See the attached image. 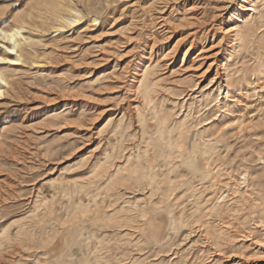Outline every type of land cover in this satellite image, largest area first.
Instances as JSON below:
<instances>
[{"label":"rangeland","instance_id":"374dc122","mask_svg":"<svg viewBox=\"0 0 264 264\" xmlns=\"http://www.w3.org/2000/svg\"><path fill=\"white\" fill-rule=\"evenodd\" d=\"M148 1L0 0V26H23L32 55L15 71L24 96L0 99V264H264V16L254 17L250 43L232 37L234 49L221 58L233 79L227 87L224 80L220 89L211 86L209 79L193 86L189 72L170 73L159 64L154 117L132 80L150 31L159 35L158 25L140 9ZM185 1L199 2L193 10L199 19L178 28L173 38L194 30L218 40L236 0ZM174 10L170 17L176 22L181 10ZM72 15L78 16L72 24L60 18ZM84 26L85 34L77 36ZM102 55L107 59L97 61ZM207 93L217 97L214 110L209 123L195 129H211L215 142L220 128L232 126L209 164L197 155L198 168L210 169L207 178L195 179L186 164L174 176L159 165L166 132L159 136L156 126L164 113L173 123L186 113L190 120L204 117L207 106L199 101ZM134 107L146 115L152 166L142 158L134 164L136 179H128L115 167L124 165L130 149L137 153L147 146ZM119 110L131 114L132 123L114 135L106 122ZM228 110L243 120L223 117ZM53 111L62 116L48 118ZM236 123L243 130L233 128ZM119 144L123 156L114 159Z\"/></svg>","mask_w":264,"mask_h":264},{"label":"bare ground","instance_id":"6f19581e","mask_svg":"<svg viewBox=\"0 0 264 264\" xmlns=\"http://www.w3.org/2000/svg\"><path fill=\"white\" fill-rule=\"evenodd\" d=\"M186 2L187 1L185 0L184 1L183 0H151L145 3L144 6H142V8H140L142 10V13H144L146 16L149 15L151 17L150 18L151 25L155 24V25H158L157 28H160V30L158 29L159 35H156L154 34L153 31H150L151 33L148 35L151 37L150 42L146 43L148 50L144 48L143 57L139 60V65H136V67L138 66V69H134V71L132 72L133 74L132 80H136L135 81L136 84H138V87L141 89L140 90L141 91L140 94L142 95L141 101L145 102L149 106V109H145V110H149V114H151L154 117L155 115H157L156 114L157 108H156L155 102L153 101L154 99L152 97V91H155V86L158 85V82L154 80L156 79L155 73L157 71V66L159 64H161L165 68H168V71L170 70V73H172L173 71H176V72L178 71L182 73L189 72L188 74L189 80L192 82L193 86H196L197 84H201L205 80L209 79L208 84H210L211 86L216 84L217 87L220 89L223 86L221 84L222 80H224L225 87H227L228 84L232 83L233 79H231L230 76L224 73V68L221 65V60H222L221 58L228 56L230 53V52L228 53V51L230 49H234L235 45L233 46V44L230 43L232 41L231 40L232 37H236L238 39V44H244V43L249 42L251 38L253 37L255 30H256L257 23L254 22L255 21L254 17H257L258 18L257 20H260L264 16V9L259 8V6L263 3V0H236L234 3H232L233 5H231L232 8L230 9V12L228 11L230 14H229V18L227 19V21H225L224 24H221V26L218 25L220 26V30L222 31V35L220 36L218 40L216 39L213 40L214 34L212 32L207 37L208 32L206 33L201 32L200 33L201 36H199L194 30L185 32L184 35L182 34L176 38H173L175 35V31L178 28L192 25L196 23V21H198L199 19L193 13L194 12L193 10H195L197 6H201L199 5V2L197 1H192L190 3H186ZM228 2H231V0H228ZM173 8L175 10H179V9L181 10L180 16L178 17V20L176 22L171 19L172 16L170 17V14ZM70 11H72L73 13H77V10L75 9L70 10ZM77 17L78 16L72 15L70 17H66V18L60 17V18L62 21L68 24L70 23L72 24L76 21ZM133 19L134 18L132 17L130 18L129 20L130 22L128 23V25H133L132 24ZM96 21H97L96 18H93L90 22H93L95 24ZM93 23L89 24V26L93 25ZM239 26H241V28ZM86 29L87 27L84 26V28L78 31L76 35L77 36L81 35L82 34L81 32H85ZM206 41L208 42L205 43ZM27 42H28V37L23 33V26L17 25L9 29L0 26V47L2 48V54H0V99L9 98L10 100H15V99L22 98L24 96V93H26L24 92L22 83L19 80H16L15 71H17L16 67L24 64L27 57L30 56V53L29 51H27V48H26ZM165 42H169V44L166 47L164 46ZM9 49H12V51H9ZM159 52L161 53L160 57H159ZM106 59L107 58H105V56L102 55L101 57L97 59V61L99 62L105 61ZM31 61L34 63L33 58L31 59ZM115 76L116 75L114 74V77ZM235 79L237 80L238 77H235ZM216 98H217L216 96L210 95V93H207L202 98H200L199 106H207V112L205 116L202 118L190 120L188 119V115L186 113L181 118L180 121H175L173 123V122H169L168 120L167 114L169 113L167 114L164 113L162 116H160L159 123L156 126L158 130L157 132L159 133V136L160 134H162V132H166V136L161 135L162 137L161 140L162 142H164L165 149L163 148V151L158 155V162H159V165L160 164L167 165L168 171L174 173L175 174L174 176H181L183 174V172H181L180 170V167L184 164H186L189 167V169L193 168L194 171L191 170L193 171L192 177H194L195 179L196 177L200 176V180H202V179L207 178L209 174H211L210 169L205 165L201 169L198 168L197 155H200L204 159L205 164H209L210 162L209 159L211 158L213 151H215V149L217 148V144L220 141L219 140L220 137H222L224 133H226V131L224 130H227V128L232 125L227 124L225 122L227 125H224L222 128L218 130L220 134L216 136L217 138L215 142H211L209 139V137L213 134V131L211 129L204 128L199 131V130H196L195 128L198 126V124L204 123L210 117L209 113L214 110L213 108L214 106L212 107V105H213V102L216 100ZM225 98H226V95H224V99ZM132 110L134 111L136 110L135 114H136V117L138 118L137 124L139 122L141 123L142 135L144 136V134L146 133L143 130L144 128L143 120L146 115H144L140 110L136 109L135 107ZM119 113L120 115L118 116ZM112 114L113 115H111L108 118L106 123L109 125L110 124L112 125L111 130L114 135L123 134L124 129L132 123L131 114L130 115L125 114V110L124 112L119 110L117 111L116 114L114 113ZM50 115L51 116L48 118H51V119H55V118L62 116L60 113L55 112V111H53L52 114ZM125 115H128L129 117L126 118ZM147 117L149 118V116ZM223 117H226V118L228 117L233 121L243 120L242 119L243 115H239L238 117L235 118L232 116V113L230 110H228L225 113V115H223ZM223 117L221 120H224ZM126 119H128L127 122H126ZM208 123L209 122H205L204 125H207ZM80 125L82 126L83 123ZM236 127L239 130H243V125L241 123H236V126L233 128H236ZM192 129H195L193 130L194 139H193L192 146L188 148L187 140L190 136ZM147 134L144 136L145 137L144 142L146 143L147 146L143 147L142 152H139L138 150V152L136 153L133 150V148L132 149L129 148L130 150L124 155V161H125L124 165L122 167H119V166L115 167L116 165L114 164V167H115L114 172H120L124 170L127 173L126 177L128 179H134L136 172L138 170L134 164L136 163L138 164V162H140L143 158L147 160L151 165L152 161H151V157L149 156V150H148V145L150 144V138H149L150 135L148 136ZM120 139L122 138L120 137ZM122 150H123V146L121 144H119L118 146H114L113 152H112L113 158L115 159L116 157L120 158L121 156H123V154L121 153ZM96 167H99L100 169L101 167L103 168L101 164H96ZM105 169H106V166H105ZM189 169L188 171H190ZM97 173L99 175L102 174L100 172H97ZM167 173L168 172H166V175ZM112 175L113 173L107 174V177L109 178ZM137 190L138 191L143 190V188H138ZM154 238H155V242H158V238L157 237H154ZM40 261L44 262V260H41V259Z\"/></svg>","mask_w":264,"mask_h":264},{"label":"snow or ice","instance_id":"6c2138e0","mask_svg":"<svg viewBox=\"0 0 264 264\" xmlns=\"http://www.w3.org/2000/svg\"><path fill=\"white\" fill-rule=\"evenodd\" d=\"M9 51H12V49H9ZM14 62V61H13Z\"/></svg>","mask_w":264,"mask_h":264}]
</instances>
